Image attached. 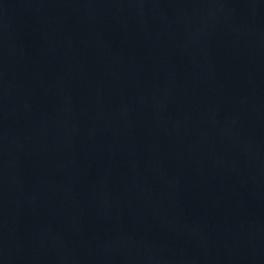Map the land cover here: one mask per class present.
<instances>
[{
	"label": "water",
	"instance_id": "95a60500",
	"mask_svg": "<svg viewBox=\"0 0 264 264\" xmlns=\"http://www.w3.org/2000/svg\"><path fill=\"white\" fill-rule=\"evenodd\" d=\"M0 264H264V0H0Z\"/></svg>",
	"mask_w": 264,
	"mask_h": 264
}]
</instances>
